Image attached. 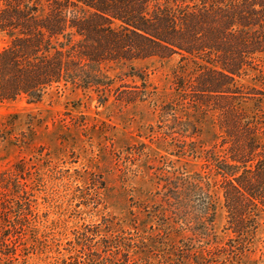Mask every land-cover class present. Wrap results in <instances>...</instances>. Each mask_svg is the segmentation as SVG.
Here are the masks:
<instances>
[{
	"label": "rangeland",
	"instance_id": "rangeland-1",
	"mask_svg": "<svg viewBox=\"0 0 264 264\" xmlns=\"http://www.w3.org/2000/svg\"><path fill=\"white\" fill-rule=\"evenodd\" d=\"M9 44L0 32V54ZM185 64L176 55L106 65L113 90L102 102L73 86L36 103L0 99V173L20 161L32 167L39 228L37 241L29 235L28 249L0 254V264H264V211L255 212L259 231L241 253L221 177L203 153L184 155L193 141L212 148L220 132L216 113L177 91L178 77L189 83L195 74ZM254 67L244 82L261 86L264 53ZM243 105L256 112L253 101ZM173 187L183 190L182 212L167 200ZM98 230L125 237L130 253H106L103 236L91 239Z\"/></svg>",
	"mask_w": 264,
	"mask_h": 264
},
{
	"label": "trees",
	"instance_id": "trees-1",
	"mask_svg": "<svg viewBox=\"0 0 264 264\" xmlns=\"http://www.w3.org/2000/svg\"><path fill=\"white\" fill-rule=\"evenodd\" d=\"M0 32L10 38L0 54L1 100L36 103L53 88L73 86L106 101L113 90L106 65L178 55L196 66L189 83L177 78V91L199 111L216 113L220 132L212 148L193 141L184 155L203 153L221 177L229 228L242 239L241 253L251 246L260 225L255 212L264 211V81L244 80L264 53V0H0ZM247 100L256 112L244 108ZM32 170L20 161L0 173V254L26 251L29 235L37 241ZM182 191L173 187L167 196L177 212ZM91 235L84 238L103 236L106 253L130 247L122 235Z\"/></svg>",
	"mask_w": 264,
	"mask_h": 264
}]
</instances>
